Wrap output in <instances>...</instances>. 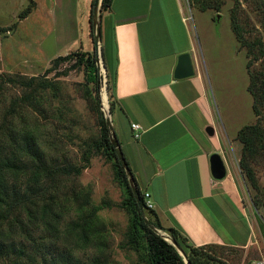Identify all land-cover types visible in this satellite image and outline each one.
<instances>
[{
    "label": "rangeland",
    "instance_id": "obj_1",
    "mask_svg": "<svg viewBox=\"0 0 264 264\" xmlns=\"http://www.w3.org/2000/svg\"><path fill=\"white\" fill-rule=\"evenodd\" d=\"M93 2L0 0V264H149L142 230L133 238L128 188L102 143L99 100L112 139L115 130L126 131L114 128L107 80L97 89L90 79L87 54L104 64L105 11L101 0L92 32ZM182 4L227 134L238 142L226 151L255 230L250 245L198 253L204 264H264V0ZM258 120L259 134L244 131L255 188L241 165L238 134ZM167 228L159 229L169 234Z\"/></svg>",
    "mask_w": 264,
    "mask_h": 264
},
{
    "label": "crops",
    "instance_id": "obj_2",
    "mask_svg": "<svg viewBox=\"0 0 264 264\" xmlns=\"http://www.w3.org/2000/svg\"><path fill=\"white\" fill-rule=\"evenodd\" d=\"M102 43L116 69L114 128L126 134L115 132L161 224L196 246L252 244L253 222L226 151L238 142L227 134L182 0H113L103 14ZM186 52L195 74L176 79L179 55ZM132 123L141 126L138 138ZM215 152L227 167L221 180L211 171Z\"/></svg>",
    "mask_w": 264,
    "mask_h": 264
},
{
    "label": "trees",
    "instance_id": "obj_3",
    "mask_svg": "<svg viewBox=\"0 0 264 264\" xmlns=\"http://www.w3.org/2000/svg\"><path fill=\"white\" fill-rule=\"evenodd\" d=\"M113 0H102L101 10L107 11L112 4ZM93 6L94 2L92 4V10L90 14V26L92 29V32L94 31V12H93ZM32 4H29V6L23 10L20 14L22 17H26L31 9ZM101 16L103 14L101 13ZM234 28L236 31V34L240 36L238 26L236 22L234 23ZM102 41H103V32H102ZM102 53H103V59H104V65L106 67V76H107V86L110 91V97H113V101L110 104V111L111 113L114 112V104L115 100V93H114V86H115V77H116V69L114 71L111 70L108 60H107V52L105 45H102ZM72 54L66 55V56H59L56 61H62L69 58ZM87 60L90 66V73H91V81H93L96 84L97 89L101 86V77L99 75V66L97 64V58L95 56H91L90 54H87ZM248 67H250V62L248 64ZM254 76L251 74V82L249 85V90L254 94ZM112 91V92H111ZM254 109L257 114H259L257 109V99L255 98L254 101ZM99 123L101 127V135H102V143L103 145L111 152L113 157L115 158L116 165L119 171V174L121 176L122 181L126 184L128 188V198L127 202L132 208V211L135 214L134 217V232H133V238L137 239V235L142 230L143 236L146 239V249H147V256H148V263L149 264H187L185 261L184 256L179 252V250L168 240L164 238V236L157 231V229L161 228L164 229V226L161 224L156 212L153 209H150L146 206L145 199H144V193L142 192L141 188L139 187V184L136 180V186L137 190L140 194L142 204L144 208L151 211L158 221L156 223L152 222L151 220L146 221L142 210L138 204V201L136 199V196L134 194L133 187L130 183L129 177L126 173V170L124 166L121 164V161L118 158V155L116 153L115 145L113 144L110 128L108 126L106 117L104 115V111L102 110L101 101L99 100ZM260 120L257 121L256 124L253 125H246L239 131V139L244 143L243 146V153L241 157V165L246 170L247 175L249 179L251 180L253 186L255 188H258V183L256 181L255 175L253 173L252 168H250L246 163H244V158L246 156L247 147L249 144V140L246 139V136H244V131L246 130H252L256 133H260L259 128ZM117 137V135H116ZM118 139V137H117ZM119 141V139H118ZM120 144V141H119ZM121 146V144H120ZM0 181H1V172H0ZM167 231L169 232V235L171 238L180 246V248L185 253L188 261L190 264H204V261L201 259L199 255V250L208 246H216V244H206L201 246H196L189 242L187 237H185L179 230H177L175 227L171 226L167 228ZM168 234V233H167Z\"/></svg>",
    "mask_w": 264,
    "mask_h": 264
},
{
    "label": "water",
    "instance_id": "obj_4",
    "mask_svg": "<svg viewBox=\"0 0 264 264\" xmlns=\"http://www.w3.org/2000/svg\"><path fill=\"white\" fill-rule=\"evenodd\" d=\"M101 0H94V6H93V12L97 11L98 9V6H99V3H100ZM97 34H95V45L97 47H99V43H100V35H101V28L99 27L97 29ZM97 62H98V66L100 68V62H99V59L97 57ZM103 67L104 64H103ZM195 74V70H194V64H193V61H192V58H191V55L189 53H182L179 55V58H178V64L176 66V69H175V78L176 79H183V78H188V77H191ZM107 101V100H106ZM107 119V123H108V126L109 128H111V120L106 117ZM206 131L208 134L210 135H213L215 134V129L214 127L212 126H208L206 128ZM115 136V139H112L113 141V144L115 145V148H116V153L118 155V158L119 160L121 161V164L124 166L125 170H126V173L129 177V180H130V183L133 187V190H134V194L136 196V199L138 201V204L142 210V214L145 218L146 221H148L146 215H145V212H144V206L142 204V200H141V197H140V194L137 190V186H136V178H135V175L127 161V158L124 154V151L122 149V147L120 146L119 144V141L116 137V134H114ZM210 163H211V171H212V174L213 176L216 178V179H223L226 177L227 175V167H226V164L224 162V159L222 157V155L218 152H215L213 154H211L210 156ZM157 231L159 233H161L164 238L168 241H170L178 250L179 252L184 256L185 258V261L187 264H190L185 253L183 252V250L180 248V246L171 238V236L167 233H164V232H161L160 229H157Z\"/></svg>",
    "mask_w": 264,
    "mask_h": 264
},
{
    "label": "built area",
    "instance_id": "obj_5",
    "mask_svg": "<svg viewBox=\"0 0 264 264\" xmlns=\"http://www.w3.org/2000/svg\"><path fill=\"white\" fill-rule=\"evenodd\" d=\"M99 75L101 78L105 79V81L107 80L105 68L103 67V65L102 67L100 66L99 68ZM132 128L135 130L134 136L138 138L140 136L141 126L138 123H132ZM150 197L151 195L148 191L144 192V199H145L146 206L150 209H154V203Z\"/></svg>",
    "mask_w": 264,
    "mask_h": 264
}]
</instances>
